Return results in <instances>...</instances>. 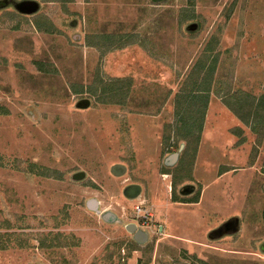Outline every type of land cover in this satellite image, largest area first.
<instances>
[{
    "label": "rangeland",
    "instance_id": "obj_1",
    "mask_svg": "<svg viewBox=\"0 0 264 264\" xmlns=\"http://www.w3.org/2000/svg\"><path fill=\"white\" fill-rule=\"evenodd\" d=\"M0 233V264H264V0H0Z\"/></svg>",
    "mask_w": 264,
    "mask_h": 264
},
{
    "label": "trees",
    "instance_id": "obj_2",
    "mask_svg": "<svg viewBox=\"0 0 264 264\" xmlns=\"http://www.w3.org/2000/svg\"><path fill=\"white\" fill-rule=\"evenodd\" d=\"M190 19H193V17H191ZM208 86H207V89H205V91L202 89H198V87H196V89L192 90L188 97H191L192 99H195V96L197 97L198 95L199 96H205L208 95L209 96V93H208ZM112 91H110V94ZM204 92V93H203ZM105 102V101H104ZM206 107V106H205ZM205 109V108H204ZM205 111H202L201 113H204ZM180 115L181 117V114L178 112L177 113V117ZM204 116V114H203ZM179 119V118H178ZM176 119V122H179L180 120ZM201 130H202V123L199 125L198 129L196 130V136H195V142H196V145H197V142L199 141L200 139V135H201ZM196 148V146H195ZM173 189H174V186H173ZM173 189H172V192H173ZM173 201L176 202L178 201L176 198H174L173 196ZM180 202H188V203H195V202H198V196H196L195 198L193 199H189V200H179ZM2 228H9L8 226L6 225H1ZM12 236V233H0V250H4V249H7L8 247L11 246V244H13L14 242L20 246V247H23L24 244L22 243H18L17 241H15L13 238H11Z\"/></svg>",
    "mask_w": 264,
    "mask_h": 264
},
{
    "label": "water",
    "instance_id": "obj_3",
    "mask_svg": "<svg viewBox=\"0 0 264 264\" xmlns=\"http://www.w3.org/2000/svg\"><path fill=\"white\" fill-rule=\"evenodd\" d=\"M126 229L133 234V237L137 242H143L146 239V235L142 231L136 229L134 224H128Z\"/></svg>",
    "mask_w": 264,
    "mask_h": 264
},
{
    "label": "built area",
    "instance_id": "obj_4",
    "mask_svg": "<svg viewBox=\"0 0 264 264\" xmlns=\"http://www.w3.org/2000/svg\"><path fill=\"white\" fill-rule=\"evenodd\" d=\"M140 204H138L137 206H135V210H136L137 213H140L141 211H144L142 205H140ZM141 217L146 218L147 217V214H142Z\"/></svg>",
    "mask_w": 264,
    "mask_h": 264
},
{
    "label": "crops",
    "instance_id": "obj_5",
    "mask_svg": "<svg viewBox=\"0 0 264 264\" xmlns=\"http://www.w3.org/2000/svg\"><path fill=\"white\" fill-rule=\"evenodd\" d=\"M199 148V147H198ZM198 150V149H197ZM196 156H194V161L196 162V157H197V154H195ZM198 203V202H195V204ZM192 204V203H190Z\"/></svg>",
    "mask_w": 264,
    "mask_h": 264
},
{
    "label": "flooded vegetation",
    "instance_id": "obj_6",
    "mask_svg": "<svg viewBox=\"0 0 264 264\" xmlns=\"http://www.w3.org/2000/svg\"><path fill=\"white\" fill-rule=\"evenodd\" d=\"M186 203H188V202H186ZM136 226V225H135ZM137 229V228H136Z\"/></svg>",
    "mask_w": 264,
    "mask_h": 264
}]
</instances>
